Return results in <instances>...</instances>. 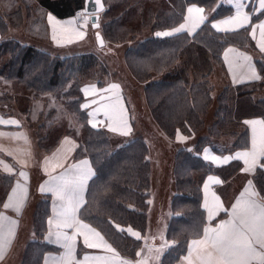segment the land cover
<instances>
[{
  "label": "trees",
  "instance_id": "trees-1",
  "mask_svg": "<svg viewBox=\"0 0 264 264\" xmlns=\"http://www.w3.org/2000/svg\"><path fill=\"white\" fill-rule=\"evenodd\" d=\"M114 1L117 2L116 10L113 9L110 22L99 27L104 41L108 38L121 43L127 36L135 35L144 28L151 30L152 35L127 49L126 65L136 80L145 83V101L160 128L171 139L187 142L204 127L213 102L209 77L213 66L221 64L223 51L229 46L246 51L257 50L250 28L232 32L214 30L212 19L233 12L231 6L218 0ZM72 2L77 8L82 7L80 0H56L52 4L60 12L69 9ZM43 3L49 5L48 0ZM190 4L212 11L211 17L194 33L156 36L157 32L171 31L178 26ZM106 5L107 9L101 13L100 19L112 9L110 4ZM137 6L140 12L133 17L136 21L133 24L127 18L133 16ZM262 14L253 16V22ZM96 60L97 56L93 53L61 58L17 41L0 42V77L15 79L27 97L51 96L57 107H62L81 128L76 156L88 158L95 175L89 181L80 218L97 229L123 258L133 262L138 258L137 252L144 247L143 237L147 229L151 185L148 147L142 137H136L113 150L107 132L90 124L82 91V76ZM180 60L181 66L178 67ZM255 65L260 74L259 80L227 86L217 97L214 122L208 134L214 138L232 137L234 142L230 150H221L212 145L211 138L202 137L196 141L194 149L181 147L175 154V194L171 199V217L165 234L169 243L162 252L159 264H174L185 253L189 240L202 235L206 218L201 188L206 177L216 174L224 182L240 169L236 160L216 167L202 158L201 151L212 145L216 153L227 154L248 146L247 133L240 126L246 118H264V98H253L255 92L264 89V54L255 60ZM155 75L159 78L154 79ZM12 99L9 94H0V103ZM19 104L21 110H27V102L21 100ZM55 110L40 114L44 116V122L39 126L38 136L44 149L52 148L53 142L58 141L63 132ZM263 165L264 160L253 178L259 193L264 192ZM11 185V178H0V203ZM49 212V200L39 202L33 216L32 236L24 244L16 264H41L46 252L57 250L42 241ZM132 230L140 233V239L132 235ZM146 245L151 251L157 247L154 242Z\"/></svg>",
  "mask_w": 264,
  "mask_h": 264
},
{
  "label": "crops",
  "instance_id": "crops-1",
  "mask_svg": "<svg viewBox=\"0 0 264 264\" xmlns=\"http://www.w3.org/2000/svg\"><path fill=\"white\" fill-rule=\"evenodd\" d=\"M43 1L45 0H0V42L5 40L17 41L21 45H28L35 48L36 50L49 53L54 57L62 56L63 58L96 52V30L92 29L88 19L83 24H78L76 22L74 11L77 9V5L74 2L71 3V7L69 9L61 10L59 12L56 9V6L52 4V1L56 0H48L49 5L44 4ZM80 1L83 7L84 0ZM218 2L231 6L233 12L227 16L212 19L211 26L214 23L219 24V22L223 20L236 16L238 11L247 15L249 17V21L243 28H250V35L256 44L257 50L246 51L234 46H229L223 51L221 64H215L213 66V70L209 77L213 90L215 87L213 83L217 81V77H220L222 81L221 87L218 89L219 92L216 94V100L221 91L227 86H236L239 84L259 80L260 74L255 65V60L259 59L262 54H264V52H262L259 47L261 43H264V37L261 36L260 30V26L264 25V9L260 7V0H218ZM189 8H202L204 10L202 15L206 17L205 21L212 15V11L205 10L203 7L196 4H190L184 12L183 20L176 27H179L180 24L185 23V18L189 15ZM259 13L263 14L253 22V16H257ZM49 14L55 18L52 23H50L48 20ZM193 15L195 16L196 14L193 13ZM68 20L74 21V24L67 25L65 21ZM57 21L59 23H57ZM221 27L228 28L231 26L221 25ZM54 28L56 35L55 41L52 38ZM198 28L192 32L187 30L183 32L191 34L196 32ZM243 28H237L236 30ZM213 29L220 31L215 28ZM167 31L169 30L161 32ZM78 33H83V37L81 38ZM69 40L72 42H69ZM229 49H233L234 51L228 52ZM226 52H228L227 60L225 59ZM243 56L250 57V61H244L242 58ZM234 63L243 64L244 67L241 69H235L234 72L230 71V65L234 66ZM234 74L235 80L233 78ZM99 77L103 76L100 74H95L89 78L87 77L82 84V91L87 104L86 108L88 109L90 124L92 126L95 125L97 127H102L106 131V129L103 127L105 126L106 120L108 121V126L111 129L115 128L117 131L122 132L126 130L124 128L125 123L130 128V114L127 113V115H125L126 111L123 108L122 109L124 112L121 110V107H119V98H117V96H121V94L124 95V98H127V91L129 90L127 85L119 84L117 81H113L112 79L108 82H103L99 79ZM112 77L114 78L115 76L113 75ZM0 80H2V82H0V94H9L11 97H13V99L10 101L0 103V178L7 177L12 179V185L0 203V213H4L5 215L17 221L15 235L11 240L10 246L5 248L3 258H0V264H16L15 262L17 259H19L24 244L32 236L33 216L35 214L37 205L43 200H49L50 212L46 219V232L42 241L54 246L57 250L46 252L43 255L41 264H56L58 258L64 254L65 249L61 247L60 243L56 242V237L54 234L50 235V232L55 233L57 231L55 225V214L56 211H58L59 201L56 200V197L52 192L47 191L49 185L46 182L50 181L52 176H59L61 173L66 172V170H70L72 173H74L76 169L72 168V166L80 165L81 162L85 160L88 161V166H90L93 173L94 170L88 158H79L76 156V150L79 146V140L82 134V132L78 130L80 128L77 126L76 121V127L74 128L62 127L63 132L60 135L58 141L53 142L52 148L44 149L42 147L40 137L38 136V131L40 124L44 122V116L41 117L40 114H45L48 111L55 109V111L58 112L57 102H55V100H51V96L35 95L32 97H27V95L25 96L24 92L17 85V81L15 79L9 80L0 77ZM3 82L11 84V88L5 89L6 87L4 85L1 87ZM112 85H118L119 88H111ZM22 96H24L23 99H21ZM212 98L214 97L212 96ZM253 98L255 100L264 98V89L255 92L253 94ZM21 100L23 103L27 102L28 104L26 111H23L20 108L21 105L19 102ZM97 108L99 109L98 113H96L95 110ZM214 111L213 116H211V119L208 123L205 119L207 132L209 127L214 122ZM91 113H95V115H90ZM253 120L264 121V118H246L243 124L240 126V129L244 130L248 136L249 142L245 149L232 153L227 152V154L216 153L212 147L213 144L221 150H230L234 139L228 136L219 138V143H217V141H212L213 143L211 146L205 147L201 151L202 158L205 161L212 163L216 167H223L229 164L231 160H236L240 164L239 171L227 181L223 182L220 176L216 174H210L206 177L201 188L202 207L204 209L206 218V224L204 228L215 227L218 223H220V221L231 218L230 213L232 205L238 198H240V195L244 191L245 187H249V181H251L249 192L259 193L253 178L256 170L260 166L261 161L264 160V157H258L254 165H252L251 162L246 165L243 159L234 158L238 152L251 150L253 126L245 122ZM12 121H15L16 123H11ZM256 128L258 130L259 125H256ZM206 156L208 158H205ZM212 157H216L217 159L213 161L211 159ZM224 158L229 159L224 161ZM5 165H7L11 170H6ZM21 172H24L26 175L21 176ZM209 176L214 177L220 182L215 183L208 181ZM90 180L91 179L87 181L82 193L83 203L77 212V218L83 224L95 229L89 223L83 221L79 215L80 210L85 203L87 188ZM18 183L26 193L24 195L23 206L19 215H17L12 209H4L3 207V204L8 201V196L12 193L13 188H15ZM206 183L208 184L207 190H205L204 187ZM41 186H44V192L40 191ZM245 196L247 197L248 194L246 193ZM214 197H219V203L223 210L214 215L213 219L209 221L208 210L205 207V203L207 201L209 206H213L215 203ZM261 197H264V192L259 193V197L253 198L259 201ZM149 212L150 203L147 216V227ZM50 219L53 220V224L51 225L49 224ZM204 228L200 237L189 240L185 253L179 257V259L174 264H196L195 257L197 255V250L196 246L193 245V241H198L203 238ZM95 230L96 232H99L97 229ZM60 231L72 236L77 230L76 228H63L60 229ZM80 233L75 235V239L72 242L74 245L75 257L73 264H120L121 260H128L123 258L116 250L115 253H118L119 256H116L113 260L112 255H108V253L111 254L112 252L107 251L104 247L105 242L108 245L110 244L105 240L104 236L100 232L99 233L100 236L103 237V241H101L92 233L88 232L87 229H80ZM84 235L88 236L91 243H94L98 246L94 248L87 247V245L84 243ZM164 237L166 238V236ZM146 239L147 238L144 235L143 240ZM164 241L166 243V239ZM90 249H92L93 252L91 254L86 253ZM98 256L108 257L109 259L107 261L94 259V257ZM85 257H88L89 259L85 260ZM141 260H143V258H141L139 255L138 258L133 262L130 260L128 261L132 264H136L137 261Z\"/></svg>",
  "mask_w": 264,
  "mask_h": 264
},
{
  "label": "snow or ice",
  "instance_id": "snow-or-ice-1",
  "mask_svg": "<svg viewBox=\"0 0 264 264\" xmlns=\"http://www.w3.org/2000/svg\"><path fill=\"white\" fill-rule=\"evenodd\" d=\"M260 7L264 9V0H260ZM202 8H189L188 17L185 18V23L180 24L179 27L174 28L172 31L157 32V37L174 36L177 33H181L185 30L192 32L196 28L200 27L204 23L206 17L202 15ZM193 13L196 15L194 16ZM80 15L79 13L77 14ZM54 17L49 14L48 20L50 23L54 21ZM249 21V17L241 12H237L236 16L219 22V24H212V27L220 31H234L237 28H243ZM86 22V17H85ZM57 23H59L57 21ZM67 25H73L74 21H65ZM221 25L231 26L228 28H222ZM95 26V25H94ZM261 36L264 37V25L260 26ZM82 38L83 33H78ZM53 40H56L55 28L53 29ZM99 39V36H98ZM69 42H72L69 40ZM101 44L103 43L100 41ZM260 50L264 52V43L259 45ZM233 49H229L228 52H233ZM228 52L225 53V59L227 60ZM244 61H250V57L243 56ZM250 66V65H249ZM244 65L240 63H234V66L230 65V71L235 69H241ZM235 80V74L233 76ZM111 88L118 89V85H112ZM87 91V90H85ZM90 115H95L91 113ZM11 123H16L12 121ZM253 126V138L252 148L250 151L238 152L234 158L243 159L244 163L248 165L250 162L255 164L258 157H264V121H246ZM256 125H259L257 130ZM95 127V125H93ZM121 134L127 135L131 130L125 123ZM116 131L117 129L112 128ZM181 138L182 137H178ZM207 151V150H205ZM205 158H208L207 156ZM213 161L217 158L212 157ZM229 158H224L227 161ZM83 165V166H81ZM6 170H11L5 165ZM76 171L72 173L70 170L61 173L59 176H52L50 181L46 183L49 185L47 191L52 192L59 201L58 211L55 214V225L57 231L50 235H55L56 242L61 244V247L65 249L64 254L58 258L56 264H73L74 257V245L73 241L75 235L80 233V229H87L103 241V237L95 229L90 228L88 225L83 224L77 218V212L83 203L82 193L84 191L87 181L91 179L95 173L92 172L88 161H82L80 165H73ZM21 176H25L24 172L20 173ZM208 181L219 183L214 177L209 176ZM251 181H249V187ZM205 190L208 188V184H205ZM249 187H245L241 193L240 198L232 205L231 218L228 220H222L215 227H205L203 238L198 241H193V245L196 246L197 255L195 257L196 264H264V197H261L258 201L253 197H259V193L249 192ZM41 192L45 191L44 186H41ZM248 194L246 197L245 194ZM25 190L22 189L18 183L13 188L12 193L8 196V201L3 204L4 209H12L17 215L20 214L23 206V200ZM214 205L209 206L207 201L205 207L208 210V219L211 221L214 215L218 214L222 209L219 203V197H214ZM49 224H53V220H49ZM17 221L11 217L0 213V258H3L5 248L10 246L11 240L15 235V227ZM63 228H76V233L72 236L60 231ZM123 231V230H122ZM131 232V229H128ZM82 234V233H80ZM132 235L140 239L138 233L132 232ZM84 243L89 248L97 247L98 245L91 243L87 235H84ZM104 247L107 251L112 252L115 256H119L106 242ZM151 251V249H149ZM160 251L159 249L157 250ZM139 256L140 253L137 252ZM55 259V258H54ZM89 259L85 257V260ZM96 260L107 261L108 257H94ZM120 264H130L127 260H121ZM136 264H146L145 260L137 261Z\"/></svg>",
  "mask_w": 264,
  "mask_h": 264
},
{
  "label": "rangeland",
  "instance_id": "rangeland-1",
  "mask_svg": "<svg viewBox=\"0 0 264 264\" xmlns=\"http://www.w3.org/2000/svg\"><path fill=\"white\" fill-rule=\"evenodd\" d=\"M130 1L133 2V0ZM104 3H108V5L110 4L112 9H110L109 13L103 14L104 16H101L100 26L110 22V19L113 16V9L116 10L115 3L117 2H113V0H104ZM106 4L105 10L107 9ZM116 6L118 7V4H116ZM139 12L140 10L137 6L136 12L133 13V16L127 18L128 22L133 21L134 24L136 21H134L133 17H136ZM97 31L101 33L100 28L96 30V32ZM150 35H152L151 30L144 28L135 35L127 36V39L121 43H116L108 38H105V44L103 46L99 47L96 44V52L93 54L97 56V60L94 66L84 70L86 75L84 74L82 76V82L87 77L89 78L95 74H100L103 76L99 77L101 81L108 82L112 79L113 81H117L119 84H126L129 89L127 91V98H124L123 94H121V96H117V98H119V107H121V110L123 111V109H125L126 111L125 115H127V113L130 114L131 130L127 135H123L120 131L111 130V128L108 126V121L106 120L105 126L103 127L108 132L111 148L113 150L121 147L136 137H142L147 144L148 160L150 163L151 172V188L149 195L150 212L148 217V227L145 233L147 239L143 241L144 247L139 253L141 258H143L147 264H159L160 256L166 245L169 243L167 242V238L164 236L167 230L169 218L171 217V199L175 194V183L173 178L175 154L181 147H187L191 150L194 149L195 141L199 138L208 137L211 138V141H217V143H219L218 141H220L219 138L221 137H209L206 129L207 125L205 126L204 124V127L199 132H197L192 139L185 143H181L180 141L173 140L167 136L154 120L145 101V83L139 82L134 78L125 61V53L127 49L131 46H135L139 41ZM60 57L63 58L62 56ZM177 65L178 67L181 66V60ZM113 75L115 76L114 78L112 77ZM158 78L159 77L155 75L154 79ZM0 82H2V80H0ZM221 82V78L217 77V81L213 83L215 87L212 92V96L214 98L205 118L207 123L211 119V116H213V111L217 105L216 94L219 92L218 89L221 87ZM3 85L6 87L5 89L11 88L12 86L6 82H3L1 87H3ZM23 97L24 96H22L21 99H23ZM95 110L96 113H98L99 109L97 108ZM56 119L58 124L61 126L63 125V128L76 127L74 118L70 114L66 113L62 107H58ZM77 126L79 127L78 124ZM78 130L82 132L81 128ZM132 232L138 233L140 236V233L137 230H132ZM164 238L166 239V243ZM153 242L157 247H155L150 252L146 244H153ZM158 249L160 250L159 252L157 251ZM92 252L93 250L90 249L86 253L91 254ZM108 255H112L113 260L116 257L114 253H108ZM130 264L132 263L130 262Z\"/></svg>",
  "mask_w": 264,
  "mask_h": 264
},
{
  "label": "water",
  "instance_id": "water-1",
  "mask_svg": "<svg viewBox=\"0 0 264 264\" xmlns=\"http://www.w3.org/2000/svg\"><path fill=\"white\" fill-rule=\"evenodd\" d=\"M105 10L104 0H84L83 11L88 16V21L92 29L98 30L100 27V15ZM95 25V26H94ZM99 36V39H98ZM96 44L100 47L105 44L102 34L97 31L95 34ZM102 41L103 43L101 44ZM148 245H152L151 243Z\"/></svg>",
  "mask_w": 264,
  "mask_h": 264
},
{
  "label": "built area",
  "instance_id": "built-area-1",
  "mask_svg": "<svg viewBox=\"0 0 264 264\" xmlns=\"http://www.w3.org/2000/svg\"><path fill=\"white\" fill-rule=\"evenodd\" d=\"M80 14L79 16L77 14ZM74 17H75V20L78 24H83L85 23V17L87 19V15L86 13L83 11V8H78L74 11Z\"/></svg>",
  "mask_w": 264,
  "mask_h": 264
},
{
  "label": "bare ground",
  "instance_id": "bare-ground-1",
  "mask_svg": "<svg viewBox=\"0 0 264 264\" xmlns=\"http://www.w3.org/2000/svg\"><path fill=\"white\" fill-rule=\"evenodd\" d=\"M147 244H149V243H147Z\"/></svg>",
  "mask_w": 264,
  "mask_h": 264
}]
</instances>
